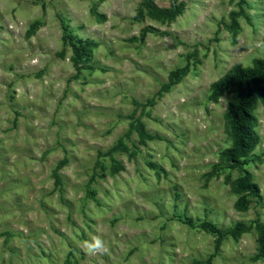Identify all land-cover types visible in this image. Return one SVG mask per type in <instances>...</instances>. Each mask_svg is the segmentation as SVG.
<instances>
[{
    "label": "rangeland",
    "instance_id": "1",
    "mask_svg": "<svg viewBox=\"0 0 264 264\" xmlns=\"http://www.w3.org/2000/svg\"><path fill=\"white\" fill-rule=\"evenodd\" d=\"M142 1L0 0V264H264V112L243 166L259 196L241 211V171L221 157L236 92L211 98L264 59V0H153L181 7L171 20ZM62 26L94 44L79 70ZM119 142L128 150L109 153ZM238 222L249 229L232 236ZM93 235L107 254L83 251Z\"/></svg>",
    "mask_w": 264,
    "mask_h": 264
},
{
    "label": "trees",
    "instance_id": "2",
    "mask_svg": "<svg viewBox=\"0 0 264 264\" xmlns=\"http://www.w3.org/2000/svg\"><path fill=\"white\" fill-rule=\"evenodd\" d=\"M142 4L152 16L166 20L173 19L181 11V7L177 5H173L170 8L159 7L153 0H143ZM239 9L238 11L229 12L230 24H225L228 31L235 30L237 26L236 17L241 11V8ZM62 30V39L69 45L72 52L71 62L76 70H79L82 63L88 59L91 46L94 44L91 40L84 42L75 38L67 32L64 26H62ZM186 69L187 67H183L171 71L168 75L169 81L165 84V87L176 83ZM232 90H235L236 95L235 99L229 103L227 112L230 146L221 151V157L227 167H235L241 171V175L236 179L234 185L235 191L238 194L235 207L238 210L245 211L248 209L250 197L259 196L258 185L253 181L250 172L244 169L243 166L249 161L247 155L253 149L256 142L253 125L256 121L254 109L258 103H260L264 112V59L254 58L250 66L245 68L236 67L231 75L221 79L212 89V101H217L223 93ZM131 127L137 130L140 140L144 141L145 137L149 136L144 129V125L138 119L131 122ZM115 150H128V148L119 142L111 148L109 153ZM65 161L66 159L64 158L61 161V165ZM112 161L115 163L114 160ZM96 165H98V162H96ZM57 169L53 172V177L55 183L60 184ZM202 227L215 233L216 247H218L224 234L209 222H203ZM253 228L256 233L257 256L264 261V223L255 220ZM248 229V226L238 222L233 228L228 230V233L232 236H238Z\"/></svg>",
    "mask_w": 264,
    "mask_h": 264
},
{
    "label": "clouds",
    "instance_id": "3",
    "mask_svg": "<svg viewBox=\"0 0 264 264\" xmlns=\"http://www.w3.org/2000/svg\"><path fill=\"white\" fill-rule=\"evenodd\" d=\"M254 47L259 49L261 53H264V41L255 42ZM83 251L88 256L95 257L107 254L109 248L101 236L93 235L89 240L84 242Z\"/></svg>",
    "mask_w": 264,
    "mask_h": 264
}]
</instances>
